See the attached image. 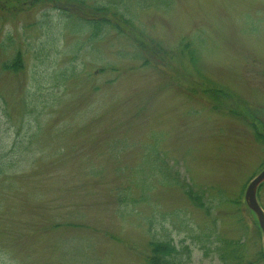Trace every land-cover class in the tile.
<instances>
[{"label":"rangeland","instance_id":"374dc122","mask_svg":"<svg viewBox=\"0 0 264 264\" xmlns=\"http://www.w3.org/2000/svg\"><path fill=\"white\" fill-rule=\"evenodd\" d=\"M263 169L264 0H0V264H264Z\"/></svg>","mask_w":264,"mask_h":264},{"label":"water","instance_id":"95a60500","mask_svg":"<svg viewBox=\"0 0 264 264\" xmlns=\"http://www.w3.org/2000/svg\"><path fill=\"white\" fill-rule=\"evenodd\" d=\"M264 183V171L255 178L251 184L249 185L247 192H246V203L248 205V208L255 213L257 216L260 228L263 232V238H264V212L260 208L258 202H257V190L259 186Z\"/></svg>","mask_w":264,"mask_h":264},{"label":"trees","instance_id":"16d2710c","mask_svg":"<svg viewBox=\"0 0 264 264\" xmlns=\"http://www.w3.org/2000/svg\"><path fill=\"white\" fill-rule=\"evenodd\" d=\"M117 16H118V12H116V17ZM192 200H193V197H192ZM150 249H151L149 253L150 258H149L148 264H176L177 263V259H175V255L171 251L170 242L165 243L163 245L159 243H152L150 245Z\"/></svg>","mask_w":264,"mask_h":264}]
</instances>
